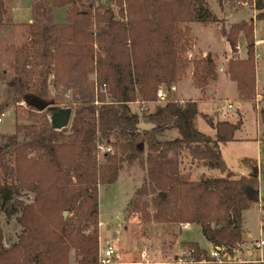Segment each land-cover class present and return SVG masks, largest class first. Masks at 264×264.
Returning a JSON list of instances; mask_svg holds the SVG:
<instances>
[{"label":"trees","instance_id":"trees-1","mask_svg":"<svg viewBox=\"0 0 264 264\" xmlns=\"http://www.w3.org/2000/svg\"><path fill=\"white\" fill-rule=\"evenodd\" d=\"M246 4L254 19L224 25L221 34L230 49L227 74L238 99L254 103V21H264V0ZM55 8L66 9L64 24L54 23ZM31 14L32 23L21 26L25 42L9 49L11 73L0 72V87L7 94L0 116L24 103L29 117L38 118L1 137L0 207L8 217L19 211L21 233L8 248L0 233V264H71V253L76 264H99V187L115 184L124 168L135 164L144 175L125 206L126 218L136 216L142 224L198 226L220 256H231L243 243V213L256 203L248 192L258 190L264 163L242 160L248 173L237 177L222 159L220 145L234 140L241 120L214 124L203 115L216 132L212 139L195 127L197 103L176 100L174 87L190 64L193 86L201 93L217 77L210 55L187 58L189 25L218 23L207 1L35 0ZM5 15L0 0V30L13 27L4 24ZM240 36L246 44L244 60L238 58ZM162 88L164 101L157 98ZM66 93L71 94L64 105L72 111L70 123L54 131L33 103L63 108ZM96 103L114 107L100 109ZM134 103L153 105V110L139 115L130 109ZM260 119L264 130V110ZM140 125L152 129L140 132ZM170 131L177 137L162 140ZM100 146L111 147L112 153L98 156ZM183 150L193 163L218 170L222 177L183 180ZM22 194L32 195L31 202L22 201ZM183 245L190 257L173 264H225L197 243Z\"/></svg>","mask_w":264,"mask_h":264},{"label":"rangeland","instance_id":"rangeland-1","mask_svg":"<svg viewBox=\"0 0 264 264\" xmlns=\"http://www.w3.org/2000/svg\"><path fill=\"white\" fill-rule=\"evenodd\" d=\"M5 1L8 10L11 8L15 13L16 19L20 22H26L31 16L32 4L35 0H3ZM86 3L87 0H80ZM93 1V0H88ZM211 11L218 20V28L214 24L202 25L194 24L191 27V34L196 43V48L201 52H210L212 54L221 55L227 52V46L223 42V37L220 32L221 27H227L231 24L239 23L240 21H248L254 19V11L247 6L248 0H243L240 3L238 0H206ZM107 0H98L95 3H105ZM11 4V5H10ZM224 11L225 14H222ZM225 15V16H224ZM224 17V18H223ZM53 20L55 23H64L66 20L65 9L55 8L53 10ZM21 27V26H20ZM10 28L0 30V72L6 71L11 73L10 50L19 47L23 44L26 30L25 28ZM264 35L261 25L257 26V36ZM241 40V44H243ZM243 48V47H242ZM244 50V48L242 49ZM196 56L199 60L205 58ZM239 58V57H238ZM191 60H194L191 58ZM258 77L260 81H264V63H259ZM93 76H90L92 79ZM261 87V85L259 86ZM256 85V89L259 88ZM218 95L214 99L210 98L209 102L201 101V94L198 89L194 88L184 77L178 88V95L180 102L176 96V100L180 103L188 101H195L198 107V116L195 119L196 129L205 135H212L209 126L203 119V115H212L215 109L221 111L215 114H222L224 122L230 118V121L235 120L234 110L237 105V93L235 86L229 81L222 79L218 83ZM51 95L54 91L51 88ZM211 88L208 89L210 91ZM166 98V90L161 89ZM207 91V92H208ZM7 94L4 88L0 87V103L6 100ZM204 100H208L207 93L203 96ZM63 108L71 100V94L66 93L63 96ZM165 100V99H164ZM239 102V100H238ZM227 104L233 106V110H228ZM257 111L252 108L249 103H244L240 108L242 113L243 128L240 136H254L258 126L259 112L258 109H264V98H261V93H257L254 103H252ZM114 105L107 103L105 105L99 104L98 108H113ZM259 107V108H258ZM131 111L139 115L148 113L153 110V105L134 103L131 106ZM224 110H228L227 112ZM231 112V113H230ZM30 110L23 103L15 105L8 109L0 121V144L2 136H8L14 133V127L18 124H31L38 122V118L31 119L29 117ZM230 114V117H228ZM211 117V116H210ZM215 119L214 116L211 117ZM218 119V118H217ZM237 119V118H236ZM218 121V120H217ZM218 121V122H223ZM230 123V122H229ZM151 126L140 125L139 131H143ZM130 135V132L122 131ZM174 131L166 132L161 139L173 140L175 139ZM111 138L110 145L114 143ZM224 158L228 169L235 173L237 177L246 176L248 171L240 164V159L250 158L260 162V156L264 159L263 153L257 151L255 144L251 142L238 146L236 151H224ZM181 178L183 180L196 181L199 180L201 172L205 169L201 164H195L191 161L187 151H181ZM216 175L220 177L219 171H215ZM144 172L137 165L125 167L120 173L115 184L110 186L99 187V253L111 247L114 251L112 257L113 264L122 263H146V264H173L175 261L188 260L190 257L189 249L184 247V243H197L199 247L211 253L212 247L204 240L201 230L194 225H169V224H142L136 216L125 217L124 209L133 196L134 192L140 187L142 183ZM214 175V172H213ZM206 177V176H205ZM253 192V191H250ZM258 194L259 202L254 203L247 211L243 213V243L231 255L220 256L219 259L225 264H246L249 262H261L264 264V245L261 248H256L255 243L259 241L264 242V173H259L258 190L254 191ZM20 199L26 203L31 202L32 195L22 194ZM19 211L13 216H6L4 210L0 207V233L3 239V245L8 248L16 242L18 235L21 233V228L16 222V217ZM70 263L76 264L73 254H70Z\"/></svg>","mask_w":264,"mask_h":264},{"label":"crops","instance_id":"crops-1","mask_svg":"<svg viewBox=\"0 0 264 264\" xmlns=\"http://www.w3.org/2000/svg\"><path fill=\"white\" fill-rule=\"evenodd\" d=\"M2 2L4 3L5 5V9H6V15L4 17V24L6 25H10V26H13L11 28H18L22 25H27V24H31L32 23V14L31 16L29 17V19L26 21V22H20L16 19V16H15V13L12 11V9L10 8L8 10V7L5 3V1L2 0ZM10 3H12V1L10 0L9 1ZM11 5V4H10ZM54 10V9H53ZM66 11V9H65ZM222 14H225L224 11L222 12ZM255 14V13H254ZM225 16V15H224ZM224 18V17H223ZM66 21V20H65ZM55 23V21H54ZM65 23V22H64ZM64 23H56V24H64ZM194 24H199V23H192L189 25L190 27V33H189V38H190V41H191V47H190V50L188 51L187 53V58L190 60V61H196V60H199V58H196V56H201V57H204L207 53H210V52H201L199 49L196 48V43L194 41V38L192 37V34H191V27L194 25ZM258 24L261 25V29L262 31L264 30V21H254V39H255V56L258 57V59L256 60V85L257 87H259L261 85V87L257 88V93H261V95L263 94L264 92V81H260L259 77H258V70H259V63L262 62L264 63V35L261 36V37H258L257 36V26ZM215 26H217L218 28H220L218 26V23H214ZM20 28H23V27H20ZM10 29V28H9ZM221 32V30H220ZM223 37V36H222ZM26 40V35H25V39H24V42ZM241 40L244 41V38L243 36H240L239 39H238V57L239 59L241 60H244L246 59V54H247V51H246V44H245V41L243 42V44H241ZM23 42V43H24ZM223 42L225 43V45L227 46V49L228 51L227 52H224L223 54L221 55H216V54H212L210 53L213 57V61L216 65V72H217V77H216V80L211 82L205 89V92L204 93H201V98L200 100L201 101H205V102H209L210 101V98L214 99V102H215V98L217 97L218 95V91H219V88H218V83L219 81L222 79L225 80V81H229L230 83H232L234 86H235V89H236V85L235 83H233L228 74H227V65H228V61L229 59L231 58V54H230V49H229V46L228 44L226 43L224 37H223ZM244 50H242L243 48ZM191 58H193L194 60H191ZM192 73H193V65L190 64L188 69H187V72H186V75L185 77H187L189 83L193 86V80H192ZM183 80V79H182ZM181 83V82H180ZM176 85L174 87V92L178 98V100L180 102H184L186 100H181L179 98V95H178V88H179V85ZM194 87V86H193ZM211 88L210 91H208V89ZM208 91V92H207ZM207 93V96H208V100H204L203 99V96ZM236 93H237V89H236ZM261 98H264L261 96ZM238 94H237V98H236V101H237V105H236V109H238L237 112H234V116H235V120L234 121H230L228 118L226 121L227 122H230L232 124L236 123L239 119L241 120L242 122V125H241V128L235 133L234 135V140L232 142H229V143H226L224 145H220V152H221V156H222V159L224 160L225 162V158H224V151L227 150V151H236L237 150V147L238 146H242V145H246L248 143H252V144H255V146L257 147V151H259V153H263L264 155V130H263V126L261 124V119H260V109H258V112H259V119H258V126H257V130H256V133L254 136H240L239 134L241 133V130L243 128V121H242V113L240 112V108L242 107V105L244 104L243 102H238ZM252 108L254 110L257 111V108H255V106L252 104V103H249ZM133 104L130 105V108ZM259 108V107H258ZM198 109V107H197ZM233 110V109H231ZM264 110V109H263ZM221 111V109H215L214 112L212 113V115H204V116H207L208 118L212 119L211 117L214 116L215 119H212L213 123L215 124L216 122L218 121H223L222 119V114H215L216 112H219ZM224 111H228V110H224ZM229 112V111H228ZM231 113V112H230ZM211 116V117H210ZM230 117V114L229 116ZM218 118V119H217ZM237 118V119H236ZM218 120V121H217ZM148 130H151L152 127H149L147 128ZM210 131L212 132V135H207L209 136L210 138L212 139H215V136H216V132L214 129L210 128ZM171 132V131H170ZM174 133V136L175 138L177 137V134L175 132ZM263 158V157H262ZM261 156H260V162L258 163L256 160V162L258 164H261V163H264V159H262ZM244 159H250V158H243V159H240V164L242 162V160ZM250 160H253V159H250ZM226 164V162H225ZM228 168V167H227ZM215 171H218V170H208V169H203V171L201 172V175H205L206 177H210V178H219ZM213 172H214V175H213ZM220 173V172H219ZM235 174V173H234ZM221 175V173H220ZM222 177V175L220 176ZM100 224V223H99ZM100 228V227H99ZM211 246V245H210Z\"/></svg>","mask_w":264,"mask_h":264},{"label":"water","instance_id":"water-1","mask_svg":"<svg viewBox=\"0 0 264 264\" xmlns=\"http://www.w3.org/2000/svg\"><path fill=\"white\" fill-rule=\"evenodd\" d=\"M33 105L40 110L44 111L46 114L50 126L54 131H62L69 126L72 111L69 108H57V107H47L46 105L34 102ZM250 199L255 202H259V197L257 193L248 192ZM64 217L67 216L66 213L63 214Z\"/></svg>","mask_w":264,"mask_h":264},{"label":"built area","instance_id":"built-area-1","mask_svg":"<svg viewBox=\"0 0 264 264\" xmlns=\"http://www.w3.org/2000/svg\"><path fill=\"white\" fill-rule=\"evenodd\" d=\"M94 2H97L98 0H93ZM255 59L257 60L258 57L255 56ZM100 91H105L104 88H102ZM157 98L161 101H164L165 96L163 95L161 89L158 91L157 93ZM96 105H99L98 103H96ZM228 110L233 109V106L230 104H227L226 107ZM4 115L0 116V121H1V117H3ZM104 153H112V148L111 147H105V146H100L98 148V156H101ZM264 245V242L261 240L259 242L255 243V247L256 248H261ZM219 249H213L211 253L209 254V256L213 259L218 260L219 262H224L222 260L219 259L220 255H219ZM114 251L111 247H106V249H104L103 251H100L99 253V264H113L112 261V257H113ZM190 255V253H189ZM181 263V261H180Z\"/></svg>","mask_w":264,"mask_h":264}]
</instances>
